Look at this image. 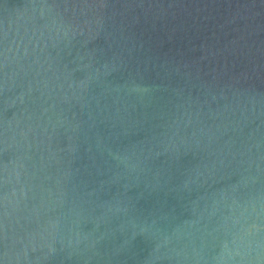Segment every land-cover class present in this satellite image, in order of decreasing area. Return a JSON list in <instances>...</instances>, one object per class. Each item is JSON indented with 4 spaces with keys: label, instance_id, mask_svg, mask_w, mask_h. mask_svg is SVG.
I'll return each mask as SVG.
<instances>
[{
    "label": "water",
    "instance_id": "water-1",
    "mask_svg": "<svg viewBox=\"0 0 264 264\" xmlns=\"http://www.w3.org/2000/svg\"><path fill=\"white\" fill-rule=\"evenodd\" d=\"M0 264H264V0H0Z\"/></svg>",
    "mask_w": 264,
    "mask_h": 264
}]
</instances>
